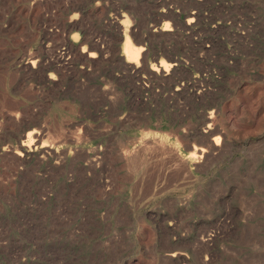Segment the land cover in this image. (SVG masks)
<instances>
[{
  "label": "rangeland",
  "instance_id": "1",
  "mask_svg": "<svg viewBox=\"0 0 264 264\" xmlns=\"http://www.w3.org/2000/svg\"><path fill=\"white\" fill-rule=\"evenodd\" d=\"M0 264H264V0H0Z\"/></svg>",
  "mask_w": 264,
  "mask_h": 264
},
{
  "label": "bare ground",
  "instance_id": "2",
  "mask_svg": "<svg viewBox=\"0 0 264 264\" xmlns=\"http://www.w3.org/2000/svg\"><path fill=\"white\" fill-rule=\"evenodd\" d=\"M74 38H77V36H75ZM122 53L126 56V61H131L132 59L137 58L139 55V52L134 50L130 46L129 42H127V41H125L123 46H122ZM168 65H171V64H168Z\"/></svg>",
  "mask_w": 264,
  "mask_h": 264
},
{
  "label": "crops",
  "instance_id": "3",
  "mask_svg": "<svg viewBox=\"0 0 264 264\" xmlns=\"http://www.w3.org/2000/svg\"><path fill=\"white\" fill-rule=\"evenodd\" d=\"M24 80H25V79H24ZM25 82H26L27 84H29V87H31V88H32V86H35V84H33V80H32V79H28V80H26ZM19 90L23 91V93H22V92L19 93L20 95L24 94V89H23V88H19Z\"/></svg>",
  "mask_w": 264,
  "mask_h": 264
},
{
  "label": "built area",
  "instance_id": "4",
  "mask_svg": "<svg viewBox=\"0 0 264 264\" xmlns=\"http://www.w3.org/2000/svg\"><path fill=\"white\" fill-rule=\"evenodd\" d=\"M62 49V48H61Z\"/></svg>",
  "mask_w": 264,
  "mask_h": 264
}]
</instances>
